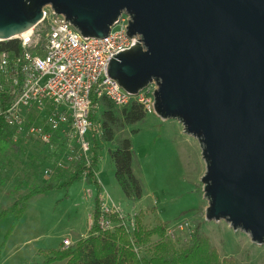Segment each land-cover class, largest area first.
<instances>
[{"label":"water","instance_id":"1","mask_svg":"<svg viewBox=\"0 0 264 264\" xmlns=\"http://www.w3.org/2000/svg\"><path fill=\"white\" fill-rule=\"evenodd\" d=\"M47 4L84 37L130 16L126 34L142 45L113 55L107 74L132 94L156 83L154 113L200 144L205 219L264 245V0H0V41Z\"/></svg>","mask_w":264,"mask_h":264},{"label":"rangeland","instance_id":"2","mask_svg":"<svg viewBox=\"0 0 264 264\" xmlns=\"http://www.w3.org/2000/svg\"><path fill=\"white\" fill-rule=\"evenodd\" d=\"M150 87L154 91L157 85L153 81ZM95 110L97 117L100 116L102 107L97 106ZM124 136L130 137L132 142L133 170L142 185L139 198L124 195L109 156L117 139ZM99 143L101 151L96 170L101 194L106 204H111V199L119 206L130 231L133 230L131 223L137 224L136 219L146 229L160 223H165L166 227L186 223L173 240L164 235L162 239L153 236L148 244L137 246L139 256L150 257L159 240L168 243L169 254L179 252L190 244L192 231L199 225L201 233L217 250L221 264H229L228 259L233 264H264V245L252 242L246 232L234 230L223 219H205L208 200L201 181L205 162L197 138L186 133L178 120L161 119L154 112H147L143 120L125 125L112 141L100 140ZM21 145L26 156L3 173L0 211L24 192H13L15 182L26 179L31 185L55 184L70 175L60 171L56 174L59 176L43 177L41 171L48 163V150L29 140ZM95 196L94 185L84 176L66 188H53L32 196L14 226L12 213L0 221V264L38 263L49 250L65 248L64 239L71 241V247L78 239L86 237L93 220ZM53 264H64V261Z\"/></svg>","mask_w":264,"mask_h":264},{"label":"built area","instance_id":"3","mask_svg":"<svg viewBox=\"0 0 264 264\" xmlns=\"http://www.w3.org/2000/svg\"><path fill=\"white\" fill-rule=\"evenodd\" d=\"M129 20L122 12L105 37H84L47 4L34 26L9 39L18 41V51L0 50V118L12 130L13 141L29 140L46 148L48 155H57L42 169L43 177L60 171L72 174L76 164L89 165L91 139L102 134L100 122L89 117L92 94L107 98L118 108L135 101L146 113L154 112L152 82L132 94L107 74L113 55L133 44L142 45L140 34H126ZM100 199L102 213L121 218L120 223L130 231L119 206L111 200L106 204L102 195ZM114 223L101 216L98 226L112 230ZM131 225L134 230L135 223ZM184 225L166 227L164 236L173 240ZM71 244L63 240V247Z\"/></svg>","mask_w":264,"mask_h":264},{"label":"trees","instance_id":"4","mask_svg":"<svg viewBox=\"0 0 264 264\" xmlns=\"http://www.w3.org/2000/svg\"><path fill=\"white\" fill-rule=\"evenodd\" d=\"M17 40L0 41V50L18 51ZM92 109L89 117L99 121L102 134L99 138H92L91 157L88 166L76 164L75 170L62 182L55 184H34L22 179L15 182L13 192L19 193L12 204L0 211V221L10 213L14 215L12 226L16 224L22 215L27 201L34 195L49 191L53 188H66L73 181L79 179L85 172L84 178L90 181L95 189L93 220L87 231L86 237L78 239L73 246L49 250L45 258L33 264H53L56 261H65V264H221L217 250L210 245L208 237L201 233L199 225L192 231L190 244L176 253H168V243L159 240L150 257L139 256L135 248L146 245L153 236L163 238L165 223H160L152 228H143L136 219L137 224L132 231H128L121 218L114 214H103L101 211V185L97 179V165L100 159L101 146L99 141H112L115 135L125 125L139 122L145 118L146 112L143 107L135 101L118 108L107 98H98L95 94L91 96ZM102 107L100 116L97 117L95 108ZM12 130L0 118V185L5 182L3 173L6 169L14 166L20 159L26 156L22 147L21 139H11ZM47 165L54 162L57 155L50 152L47 155ZM110 159L114 165L115 179L127 198H139L142 195V185L133 170L134 151L130 137L124 136L117 139L116 147L109 152ZM46 166V165H45ZM33 176H36L33 174ZM59 176V175H53ZM107 217L117 225L112 230H103L98 226L99 218ZM229 264H233L228 259Z\"/></svg>","mask_w":264,"mask_h":264},{"label":"crops","instance_id":"5","mask_svg":"<svg viewBox=\"0 0 264 264\" xmlns=\"http://www.w3.org/2000/svg\"><path fill=\"white\" fill-rule=\"evenodd\" d=\"M102 195V194H101ZM102 198H103V200H105V196L104 195H102ZM108 199H110V198H108ZM111 200V199H110ZM64 264H65V261H64Z\"/></svg>","mask_w":264,"mask_h":264}]
</instances>
